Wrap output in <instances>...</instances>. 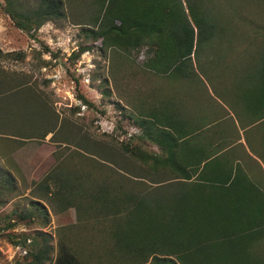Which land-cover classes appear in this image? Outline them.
Segmentation results:
<instances>
[{"label":"trees","instance_id":"obj_1","mask_svg":"<svg viewBox=\"0 0 264 264\" xmlns=\"http://www.w3.org/2000/svg\"><path fill=\"white\" fill-rule=\"evenodd\" d=\"M3 1L4 13L17 29L32 39L44 24L56 23L64 16L62 0H38L34 5L29 0ZM206 1L209 0H94L96 28L89 34L94 43L100 41L103 51L130 56L146 49L142 66L153 74L170 80L192 78L196 73L192 54L196 55L197 47L230 32L226 19L219 26ZM89 49L81 46L71 57L78 61ZM7 59L23 63L24 54H2L0 51V63ZM262 59V65L252 68L253 73L242 79L247 81L243 94H264V50ZM26 77L23 72L19 75L7 72L0 65V137L15 136L14 140L19 141L18 137L24 134L17 132L15 124L28 117L33 126L27 135L43 139L53 133L54 137L55 122L52 123V119L46 125L41 117L42 111L49 113L47 104L28 84ZM98 79L96 90L103 99H109L107 79ZM80 99L83 105H91L82 96ZM122 118L127 119L124 114ZM150 118L148 114L129 120L132 127H138L140 134L129 136L128 142H120L118 151L129 161L138 163L139 175L150 178V184L157 187V191L147 197L130 192L124 196L121 178L114 175V182L107 183L102 179L104 174L95 167L97 179L89 184L88 192L77 188L78 184L65 186L68 182L56 177L54 170L32 191L42 195V199L51 198L60 210L76 207L82 214L91 211L93 225L98 229L100 224H107L108 218L121 220V228H111L106 237L121 244L122 252H126L124 258L129 257L128 264H147L148 258H151L149 264H264L252 254L254 244L264 237L263 204H247L246 197L235 195L233 184L230 187L229 182H226L228 193L223 194L225 189L214 182L165 177L164 155L159 157L144 149L154 143L165 152L158 137L163 140L164 134L174 137L164 127L160 132L154 131ZM122 133L128 136V132ZM8 139L13 140L2 141ZM135 140L137 145H132L130 141ZM112 163L116 165L117 162ZM125 170L129 171L127 167ZM16 187L12 174L0 168V205L7 195L16 193ZM68 191H74L77 198H68ZM84 193L93 205L84 204L87 201ZM20 221L38 226V230L19 236L5 234L14 247L24 252L14 264H85L78 252L62 238L53 249L50 236L41 231L50 223V217L39 201L30 200L26 209H14L9 215L0 214V235L13 231ZM108 239H103L104 254L114 258ZM53 251H56L54 259Z\"/></svg>","mask_w":264,"mask_h":264},{"label":"rangeland","instance_id":"obj_2","mask_svg":"<svg viewBox=\"0 0 264 264\" xmlns=\"http://www.w3.org/2000/svg\"><path fill=\"white\" fill-rule=\"evenodd\" d=\"M29 1L34 5L38 0ZM62 2L64 16L61 21L44 24L34 34L35 39H32L14 26L2 10L4 1L0 0V51L2 54H24L23 63L7 59L0 65L7 72L18 75L23 72L27 75L28 84L47 104L49 113L42 111V120L46 125L52 119V123L55 122L54 137L53 133L43 139L27 135L33 126L30 117L15 124L17 132L24 134L18 137L19 141L14 140L15 136L0 137V168L12 174L17 186L16 193L7 195L3 205H0V214L6 216L14 209L24 210L30 200L39 201L46 207L50 217V223L41 231L50 236L53 249H56L57 242L62 238L78 252L85 264H128L129 257L124 258L126 252H122L121 244L119 246L113 238L106 237L107 231L123 224L121 220L108 218L107 224H100L98 229L93 225L95 220L91 217V211L82 214L76 207L60 210L51 198L42 199V195L40 197L32 190L54 170L56 177L62 178L64 183L68 182L65 186L78 184L77 188L88 192L89 184L97 179L93 169L95 167L104 174L102 179L107 183L114 182V175L121 178L119 181L127 184H120L124 196L130 192L139 197H147L157 191V187L150 184V178L139 175L141 170L138 163L129 161L118 151L120 142H128L129 136L140 134L129 122L135 114V94L173 92L172 94L184 97L191 94L196 101L203 102L206 98L209 99L211 93L217 95L214 83L222 84L223 80L229 82L231 92L237 94L247 84L241 78V70L250 71L253 67H234L236 72L230 73L228 79L226 70L230 67L199 65L203 48L200 45L195 55L197 65L192 61L196 72L192 78L170 80L158 76L142 66L146 49L128 56L122 52L100 50V41L94 43L89 34L90 30L96 28L93 23L96 16L94 0ZM205 4L214 19L217 18L219 26L224 19L227 20L228 30L237 40L235 47L238 51L246 52L253 37H260L263 46L259 48H264V0H209ZM223 37L219 35L216 40ZM213 41L214 39L205 47L213 50ZM81 46L90 48V51L74 61L71 55ZM46 49L49 50L48 53ZM226 50L227 47L222 46L218 55L222 56ZM219 64L222 62H216V65ZM98 77L107 79L111 94L109 99H103L96 90L100 82ZM230 90L225 88L222 91L229 94ZM80 96L91 105H83ZM122 114L127 119L122 118ZM122 131L128 132V136ZM7 138L13 140L2 141ZM136 141L130 142L137 145ZM144 150L148 153L153 151L151 146ZM111 160L116 161V165ZM126 167L129 171L125 170ZM158 174L161 175L159 172ZM73 192L68 191V198H77ZM84 196L87 200L84 204L93 205L89 196L85 193ZM36 230L38 226H29L27 222L20 221L13 231H4L3 236L0 235V264H14L24 253L19 247H14L5 234L19 236ZM117 231L121 233L120 230ZM103 239L112 243L114 258L104 254ZM262 239L254 244L252 254L264 261ZM55 252L53 251V259ZM150 262L151 258H148L147 264Z\"/></svg>","mask_w":264,"mask_h":264},{"label":"crops","instance_id":"obj_3","mask_svg":"<svg viewBox=\"0 0 264 264\" xmlns=\"http://www.w3.org/2000/svg\"><path fill=\"white\" fill-rule=\"evenodd\" d=\"M223 36L213 41V50L205 47L210 42L202 45L199 65L230 67L226 70L228 79L230 73L236 72L234 67L262 65L264 48H259L263 46L260 37H253L244 52L237 50V40L230 32ZM224 45L227 50L222 57L218 53ZM197 60L193 53L194 65ZM241 72L242 79L253 73ZM214 84L217 95L211 93L203 102L196 101L191 94H135L134 118L149 114L154 131L160 132L164 127L173 135L174 139L165 134L164 140L158 137L165 152L154 143L150 145L152 154L164 155L165 177L214 182L225 189L223 194L228 193L229 182L235 195L246 197L247 204L261 202L264 206V94H243V89L234 94L225 80ZM225 88L230 90L229 94L222 91ZM134 129L140 132L138 127Z\"/></svg>","mask_w":264,"mask_h":264}]
</instances>
